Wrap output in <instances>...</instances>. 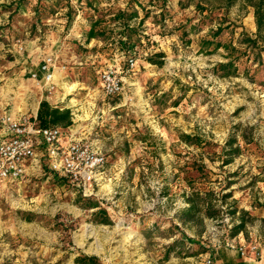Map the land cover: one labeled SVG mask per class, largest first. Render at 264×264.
Returning <instances> with one entry per match:
<instances>
[{"label": "rangeland", "instance_id": "rangeland-1", "mask_svg": "<svg viewBox=\"0 0 264 264\" xmlns=\"http://www.w3.org/2000/svg\"><path fill=\"white\" fill-rule=\"evenodd\" d=\"M126 1L51 11L31 3L29 12L23 3H0V132L3 116L32 119L46 97L71 109L67 131L106 158L87 190L51 171L40 154L21 178L0 183V264H77L81 253L99 264H205L225 251L241 255L229 241L250 245L264 235V29L257 32L253 7ZM124 11L132 43L121 48ZM50 12L54 21L45 20ZM219 25L220 38L236 47L231 58L201 43ZM92 26L104 34L87 39ZM155 51L164 53L162 65L147 61ZM47 57L54 59L50 81L40 70ZM230 59L235 73L219 67ZM107 69L124 82L114 96L102 90ZM184 133L203 145L185 143ZM237 146L224 164L225 151ZM193 190L212 192L215 216L200 206L192 218L183 212ZM86 197L98 206L84 208ZM234 206L255 216L238 235Z\"/></svg>", "mask_w": 264, "mask_h": 264}, {"label": "built area", "instance_id": "built-area-1", "mask_svg": "<svg viewBox=\"0 0 264 264\" xmlns=\"http://www.w3.org/2000/svg\"><path fill=\"white\" fill-rule=\"evenodd\" d=\"M128 64L133 68L134 59L129 58ZM53 67L52 57H47L40 65L46 81L51 80ZM100 81L107 96H114L124 90L123 79L115 69L102 71ZM1 121L8 135L0 137V183L21 178L28 165L40 154L47 158L51 171L66 179L71 185L87 190V186L97 179L106 163L105 155L94 149L89 142L81 141L72 133L57 126L40 127L35 121V116L30 119L5 115ZM227 245L241 255L247 252H252L256 256L261 255L257 243L248 245L229 241ZM205 264L215 263L208 257Z\"/></svg>", "mask_w": 264, "mask_h": 264}, {"label": "trees", "instance_id": "trees-1", "mask_svg": "<svg viewBox=\"0 0 264 264\" xmlns=\"http://www.w3.org/2000/svg\"><path fill=\"white\" fill-rule=\"evenodd\" d=\"M89 1V0H85ZM236 0H227V6H229L231 3H234ZM140 0H130L128 3H140ZM156 0H149V3H154ZM162 6H165V0H162ZM246 3H249L253 9H254V16H255V22H256V28L257 32L260 33L264 29V0H245ZM200 6V5H197ZM203 9V7H200ZM124 11L122 15H118L117 19H121L122 21V27H121V33L126 34V39H119L118 43L121 48H126L128 45H130L131 38L128 33L132 32V26L127 22L125 19V13ZM138 16V11H131V13L128 15L129 19L135 18ZM223 31V27L219 25L216 29L211 30L210 34V39L203 38L201 43L204 46L211 47L210 52H214L218 50L219 48H225L228 51V56L231 58V54L236 50V47L232 45L231 41H223L220 38V35ZM242 35L244 36V39L252 44L253 46L256 45L255 39H251L250 37H247L244 34V31H241ZM104 33L102 32H97L95 30V27L92 26L88 33H87V39L94 38L98 35H103ZM164 53L161 51H155V53L148 55L147 61L151 64H156V65H162L163 64V58H164ZM133 58V57H132ZM219 67L221 68H229L230 73H235L236 67L234 65V62L230 59L226 63H220ZM229 74V73H227ZM35 121L40 127H60L62 130L67 131L68 128L72 125V112L70 108L67 107H60L56 105L50 104V102L47 100L46 97L41 99L39 102L36 116H35ZM180 138L187 144H196L199 146H202L203 143L201 142L202 140L198 139L194 135L190 134H181ZM236 142L235 139L232 140H227L226 144L229 146H233L234 143ZM209 144L208 142L205 143ZM240 148L237 147H231L227 151H225V154H229L228 158L224 160V164H228L232 161V156L230 154L234 153H239ZM56 176V175H54ZM57 181H59L57 179ZM227 197V196H224ZM85 202L83 203L84 208H96L98 204L92 200H90L89 197H86ZM187 202L189 203V206L183 210V212L187 213L190 218L194 217L196 215V212L201 211V209L198 207L200 206L201 208H204L205 212L204 214L208 217H213L216 215L217 211L215 209V204L213 203L212 199V192L207 190V191H198V190H193L191 193L187 196ZM264 206V205H260ZM102 214L104 216L103 221L104 223L109 222L108 216L106 214H103L102 211H96L95 214ZM232 215H238V222L232 227V234L233 235H238L240 233H244L246 231L247 223L252 222L255 219V216L252 215L249 211L245 209H239L238 207L234 206L232 211H230ZM262 222L264 224V218L262 219ZM74 262L77 264H99V258L96 255H88L81 253L77 255L74 258Z\"/></svg>", "mask_w": 264, "mask_h": 264}, {"label": "crops", "instance_id": "crops-1", "mask_svg": "<svg viewBox=\"0 0 264 264\" xmlns=\"http://www.w3.org/2000/svg\"><path fill=\"white\" fill-rule=\"evenodd\" d=\"M76 2L85 3V0H0V3H23L22 9H24L27 12L30 11L31 3H36L39 5L41 4L42 5L41 8H43V9L48 8L51 11V10L58 9L57 6L59 4L61 6H65V8L67 9L68 6L71 7L74 4H76ZM126 2L128 3V1H126ZM48 15L49 16H47V18L45 20L54 21V19H56V16H55L56 13L52 14L50 12ZM7 135H8V132L5 129H3L0 132L1 138L6 137ZM263 226H264V224H263ZM260 236L261 235H259V240L256 241L257 245L259 247V250L261 251L260 256H256L252 252H247L245 255H236L235 253H232L231 251H227V252L225 251L223 254H219L217 257L212 258L214 263L215 264H264V235H263L262 239ZM238 239H239V242H246L244 237L243 238L238 237ZM239 244H242V243H239Z\"/></svg>", "mask_w": 264, "mask_h": 264}]
</instances>
